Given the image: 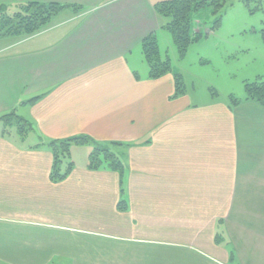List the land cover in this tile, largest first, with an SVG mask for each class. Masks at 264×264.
Wrapping results in <instances>:
<instances>
[{
  "label": "crops",
  "instance_id": "obj_1",
  "mask_svg": "<svg viewBox=\"0 0 264 264\" xmlns=\"http://www.w3.org/2000/svg\"><path fill=\"white\" fill-rule=\"evenodd\" d=\"M161 1L0 0L66 7L33 36L0 37V254L264 264V107L173 98V74L149 78L142 43L163 29ZM81 136L112 148L123 174L86 161L53 181L48 143Z\"/></svg>",
  "mask_w": 264,
  "mask_h": 264
},
{
  "label": "rangeland",
  "instance_id": "obj_2",
  "mask_svg": "<svg viewBox=\"0 0 264 264\" xmlns=\"http://www.w3.org/2000/svg\"><path fill=\"white\" fill-rule=\"evenodd\" d=\"M15 10L10 7L7 14L13 15ZM218 18L220 26L213 29ZM192 33L199 39L188 47L184 58H180L169 31L161 29L157 34L162 57L171 59L173 71L182 75L189 96L201 104L208 99L230 103V96L244 100L245 84L264 77V0H231L221 15L213 14L211 9L200 10L192 15ZM94 149L73 147L63 167L68 162L79 166L89 162ZM108 150L113 152L112 148ZM21 256L0 254V264H22L18 260ZM35 257L40 264L45 255Z\"/></svg>",
  "mask_w": 264,
  "mask_h": 264
},
{
  "label": "trees",
  "instance_id": "obj_3",
  "mask_svg": "<svg viewBox=\"0 0 264 264\" xmlns=\"http://www.w3.org/2000/svg\"><path fill=\"white\" fill-rule=\"evenodd\" d=\"M231 0H164L155 5L156 13L163 19V29L170 32L174 45L178 50L180 58H184L188 47L199 39L192 33V15L203 9H211L213 14L221 15L224 7ZM66 8L60 4L27 3L19 5L13 15L7 14V9L0 6V37L24 38L33 36L46 29L53 19ZM221 18V17H220ZM218 18L213 29L220 26L221 19ZM142 53L149 68V78L159 79L163 76L173 74L175 81V94L177 98L185 94L186 88L181 74L173 71L171 59L162 57L158 38L155 34L149 35L142 43ZM246 98L244 101L255 102L264 107V77H259L253 83L245 84ZM233 105L240 104V100L230 96ZM18 128V133L24 135L29 129V124L15 114L6 115L1 120L13 121ZM93 142L86 136L74 137L63 141H50L53 162L51 168V179L53 181L64 180L74 169V163L68 162L63 171L64 160L70 159L72 146L84 145ZM94 144V143H93ZM96 144V143H95ZM122 175L124 167L115 153L100 147H95L89 156L88 168L99 170L106 167ZM124 204L119 203V207Z\"/></svg>",
  "mask_w": 264,
  "mask_h": 264
}]
</instances>
